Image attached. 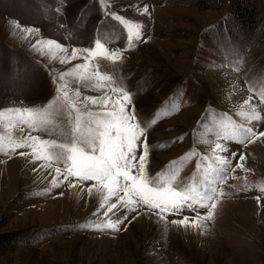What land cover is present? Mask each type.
Wrapping results in <instances>:
<instances>
[{"label": "rangeland", "instance_id": "374dc122", "mask_svg": "<svg viewBox=\"0 0 264 264\" xmlns=\"http://www.w3.org/2000/svg\"><path fill=\"white\" fill-rule=\"evenodd\" d=\"M244 3L264 26V0H97L89 12L70 0H0V264H264V38L242 36L233 15ZM109 10L140 37L130 42ZM96 41L120 57L88 56ZM121 90L146 130L147 176L216 190L200 227L171 223L188 210L161 219L106 201L94 181L58 177L64 160L19 147L30 136L55 141L49 154L86 147L81 134L114 110L88 98ZM118 219L119 231L106 226Z\"/></svg>", "mask_w": 264, "mask_h": 264}, {"label": "snow or ice", "instance_id": "6c2138e0", "mask_svg": "<svg viewBox=\"0 0 264 264\" xmlns=\"http://www.w3.org/2000/svg\"><path fill=\"white\" fill-rule=\"evenodd\" d=\"M147 13L148 8H143ZM108 14L128 30L129 41L133 38H139L141 33L139 25H135L125 19L123 16L109 10ZM52 43V41H49ZM59 47V45H57ZM90 57L102 56L110 59H118L119 52H109L102 43L96 41L95 50L84 49ZM76 52L73 51L72 57L75 58ZM78 67H84L79 65ZM100 80H107L110 77L100 76ZM116 92V89H112ZM79 95V93H77ZM119 97L115 100L110 96H105L103 100L98 101L89 97L91 104L101 103L112 104L113 111L106 113L109 119L97 121L96 130L88 129L87 133H82V139L85 146H78L77 143L71 145L61 144L58 147L62 151L49 154L47 149L55 145V141L47 139L41 140L38 136H30L24 144L19 147L31 148L37 160L52 161L53 159L64 160L65 167H57L55 172L57 176L63 175L65 178L75 177L78 181H94L98 191L106 192L105 200L116 197L121 206L135 211L137 206H146L149 212L165 219L166 213L182 215L185 210L194 213L193 216L183 215L182 219H174L172 224L177 226L200 227L202 221L210 220L213 216V210L216 203L213 202L215 189H212L213 195L195 193L194 189L181 190L178 186L174 187L168 178L151 179L147 176L146 160L148 157V144L145 136V128L137 122L134 107L130 94L119 91ZM66 98V94H65ZM118 108V111L115 109ZM19 111V109L17 110ZM29 128L46 123L45 120L29 119L25 120ZM79 119L74 131H79ZM249 138H255L258 134L251 128L247 129ZM264 136V133H259ZM143 137V139H142ZM240 143H244L243 140ZM140 154L137 155V150ZM217 149H225L221 144L216 145ZM67 153V155H65ZM235 155V154H233ZM221 164H227V158L217 157ZM244 159L243 156L240 157ZM50 166V165H49ZM238 167H241L239 163ZM172 179H175L173 176ZM55 180L53 183L55 184ZM71 183V181H70ZM92 189L89 188V192ZM117 204L113 203L108 208L111 212ZM198 208L208 209L206 214L201 215ZM126 218V217H125ZM123 223L122 219L115 222L109 221L106 225L116 231H119L118 225ZM99 227V226H97Z\"/></svg>", "mask_w": 264, "mask_h": 264}, {"label": "trees", "instance_id": "16d2710c", "mask_svg": "<svg viewBox=\"0 0 264 264\" xmlns=\"http://www.w3.org/2000/svg\"><path fill=\"white\" fill-rule=\"evenodd\" d=\"M94 2H97V0H70L72 5H78V9L83 8L85 12L90 11L91 5ZM235 14L233 15V20L236 17L237 24L240 26L241 33L243 34L242 36L248 33L247 39L249 42L259 41L264 38V26L255 20L256 13L252 6L244 3L241 10L235 12ZM213 35L215 34L213 33Z\"/></svg>", "mask_w": 264, "mask_h": 264}]
</instances>
